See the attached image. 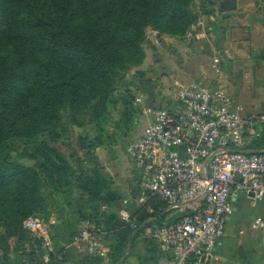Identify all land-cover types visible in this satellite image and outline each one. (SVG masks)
<instances>
[{
    "label": "trees",
    "instance_id": "obj_1",
    "mask_svg": "<svg viewBox=\"0 0 264 264\" xmlns=\"http://www.w3.org/2000/svg\"><path fill=\"white\" fill-rule=\"evenodd\" d=\"M192 2L0 0V264H11L8 238L26 236L23 221L44 207L37 170L12 158V139L20 138L42 152L37 164L42 173L61 175L69 167L64 156L39 136L61 123L63 111L76 125L86 117H103L118 74L144 59L145 28L183 34L195 18L189 10ZM255 144L262 145L256 149L264 148V126L251 146ZM96 174L82 178V189L89 195L101 192L96 187L103 184V174ZM114 196L112 189H106L108 200ZM151 206L152 213L140 207L133 211V227L129 222L115 227L112 264L128 255L145 227L164 221V202L153 199ZM69 250L63 244L57 253ZM53 254L49 253L50 259L56 258ZM34 259L15 264H34Z\"/></svg>",
    "mask_w": 264,
    "mask_h": 264
},
{
    "label": "built area",
    "instance_id": "obj_2",
    "mask_svg": "<svg viewBox=\"0 0 264 264\" xmlns=\"http://www.w3.org/2000/svg\"><path fill=\"white\" fill-rule=\"evenodd\" d=\"M218 62L214 59V74L206 82H175L163 104H141L142 98L135 97L146 119L126 146L136 170L137 207L152 213L151 201L158 199L165 211L182 213L142 233L168 253L164 264H188L212 252L225 234L232 191L264 199V148L251 146L262 133L264 108L243 111L226 90ZM121 216L133 227L130 215L122 211ZM249 226L259 233L264 255V216L254 217ZM23 227L39 238L47 260L53 250L49 227L35 216L27 217ZM103 234L100 224L83 218L64 246L105 257Z\"/></svg>",
    "mask_w": 264,
    "mask_h": 264
},
{
    "label": "rangeland",
    "instance_id": "obj_3",
    "mask_svg": "<svg viewBox=\"0 0 264 264\" xmlns=\"http://www.w3.org/2000/svg\"><path fill=\"white\" fill-rule=\"evenodd\" d=\"M228 1L235 3L234 9L224 8ZM189 10L195 18L183 34L160 33L151 26L145 28L142 46L145 55V50L149 56L154 52L153 59L151 57L150 62L142 67L143 59L139 65L130 66L118 74L110 97L112 101L107 104L108 110L103 117H86L81 125H76L67 121V112L63 111L61 123L39 136V140L64 156L69 167L64 166L61 175L55 171L50 177L47 172L42 173L37 168L44 157L42 152L20 138L12 139L15 146L12 158L37 170L44 207L35 217L49 227L53 241L51 252L56 258L48 256L45 260L39 238L27 231L22 238H8L9 263L22 260L29 263V258H35L34 264H112L116 255L113 248L117 240L115 227L126 223L119 213L123 207L122 198L133 196L132 186L137 183L136 170L127 156L126 146L146 123L133 98L141 97V104L151 101L163 104L175 82H190L195 78L192 76L194 68L200 65L207 67L203 80L208 81L212 75L208 66L210 50L222 47L219 36H228L227 29L231 30L230 33L234 29L235 35V29L242 28V36H264V0H193ZM235 12L238 16L228 24L229 16ZM261 147L255 144L253 149ZM25 150L36 158L25 155ZM96 171L103 174L104 182L96 187L101 191L98 195H89L82 189L85 182L82 178H96ZM109 188L115 194L111 200L106 197ZM84 217L100 223L105 257L89 258L73 250L59 255L57 250L69 242ZM138 240L151 247L154 244L143 235Z\"/></svg>",
    "mask_w": 264,
    "mask_h": 264
},
{
    "label": "crops",
    "instance_id": "obj_4",
    "mask_svg": "<svg viewBox=\"0 0 264 264\" xmlns=\"http://www.w3.org/2000/svg\"><path fill=\"white\" fill-rule=\"evenodd\" d=\"M235 16H238L236 12L229 16L228 24L234 22ZM242 22L244 23L243 20ZM235 30L236 35L234 29L231 33V30L227 29L228 36H219L222 47L210 50L208 66L210 70L212 69L213 75L212 65L216 64L214 59H218L217 65L224 73L229 95L244 111L261 110L264 108V36H242V28ZM145 51L142 67L150 62L151 57L153 59L154 52L149 56L147 50ZM205 70L207 67L203 65L195 67L193 70L195 75L192 74L195 78L190 82L204 81ZM140 116L145 119L143 115ZM136 185L132 186V191L135 190ZM133 196L125 195L122 198L123 207L119 212L120 215L122 211L131 215L138 208L135 191ZM230 201L231 212L227 216L225 234L220 243L204 259H191L188 264H261L264 261L259 244V233L249 227L254 217L264 216V199L257 200L249 194L232 191ZM181 214L178 209L166 211L164 221H175ZM139 237L134 239L128 255L122 258L119 264H164L168 253L159 250L154 244L152 247L143 244L138 240Z\"/></svg>",
    "mask_w": 264,
    "mask_h": 264
},
{
    "label": "water",
    "instance_id": "obj_5",
    "mask_svg": "<svg viewBox=\"0 0 264 264\" xmlns=\"http://www.w3.org/2000/svg\"><path fill=\"white\" fill-rule=\"evenodd\" d=\"M223 6L226 9H234L235 8V3L232 2V1H228V2H225ZM236 178H239V175H237ZM204 258H205V256L201 257V259H204Z\"/></svg>",
    "mask_w": 264,
    "mask_h": 264
}]
</instances>
